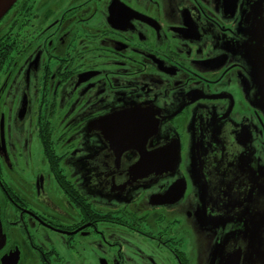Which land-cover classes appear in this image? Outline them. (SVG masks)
Listing matches in <instances>:
<instances>
[{
  "label": "flooded vegetation",
  "instance_id": "flooded-vegetation-1",
  "mask_svg": "<svg viewBox=\"0 0 264 264\" xmlns=\"http://www.w3.org/2000/svg\"><path fill=\"white\" fill-rule=\"evenodd\" d=\"M0 233V264H264V0H17Z\"/></svg>",
  "mask_w": 264,
  "mask_h": 264
},
{
  "label": "water",
  "instance_id": "water-1",
  "mask_svg": "<svg viewBox=\"0 0 264 264\" xmlns=\"http://www.w3.org/2000/svg\"><path fill=\"white\" fill-rule=\"evenodd\" d=\"M17 0H0V19L9 11L11 6L16 2ZM173 164L176 165V160H172ZM183 191V185L181 184L180 188L178 189V193L181 195ZM2 234L0 233V248L2 247ZM2 264H4V259H2ZM236 264V263H234Z\"/></svg>",
  "mask_w": 264,
  "mask_h": 264
},
{
  "label": "rangeland",
  "instance_id": "rangeland-1",
  "mask_svg": "<svg viewBox=\"0 0 264 264\" xmlns=\"http://www.w3.org/2000/svg\"><path fill=\"white\" fill-rule=\"evenodd\" d=\"M195 214L197 215V213L195 212Z\"/></svg>",
  "mask_w": 264,
  "mask_h": 264
}]
</instances>
